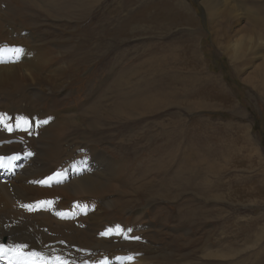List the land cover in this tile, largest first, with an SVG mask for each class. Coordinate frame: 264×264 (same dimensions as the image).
<instances>
[{
	"label": "rangeland",
	"instance_id": "1",
	"mask_svg": "<svg viewBox=\"0 0 264 264\" xmlns=\"http://www.w3.org/2000/svg\"><path fill=\"white\" fill-rule=\"evenodd\" d=\"M208 1L0 0V65L39 58L0 91L31 127L0 140L74 157L68 186L96 160L89 230L140 237L94 264H264V0Z\"/></svg>",
	"mask_w": 264,
	"mask_h": 264
},
{
	"label": "bare ground",
	"instance_id": "2",
	"mask_svg": "<svg viewBox=\"0 0 264 264\" xmlns=\"http://www.w3.org/2000/svg\"><path fill=\"white\" fill-rule=\"evenodd\" d=\"M25 1L31 2V0ZM0 10V14H2L4 12L2 6H0ZM208 13L212 19L223 15L222 11L213 10V7H208ZM5 20L0 15V41L4 38L2 21L5 22ZM31 49L34 56L27 61L18 62L15 66L9 65L11 67L0 65V91H12L14 86L9 85L14 84L12 81L16 78L24 79V75L19 74V71L24 70L27 65H29L32 74L38 72L37 48L35 45H31ZM234 53L238 55L240 50L234 47ZM263 73L264 67H259L258 74ZM15 88L19 90V86ZM25 97L30 98L31 96L25 94ZM15 112V109H0V117H4L5 123L10 124L13 130L17 128L18 117L26 115L20 114L17 117L13 115ZM27 116L30 115L27 114ZM22 126L26 128L25 125ZM61 127H65V125L63 124ZM2 129H7L4 124H0V130ZM13 130L10 132L13 133ZM29 133L28 130L20 132L23 136H29ZM13 139L12 137L8 140H0V155L2 157L0 158L2 159V166H0V244L6 247L25 244L28 246L25 251H40L49 258L60 256L62 259L68 260L69 264H94L98 258L121 250L117 249L122 240L120 235L104 236L102 233L106 231L100 232L98 227L89 230L88 218L97 222L100 219L97 214L86 216L87 196L89 192H93L92 185L100 183L97 177L102 178L104 173L100 171L101 166L96 163V160L90 159L91 169H89L92 170L89 171L90 173L97 175L96 178L88 177L86 182L78 180L73 186H68L67 183L74 173V170H71L74 157L41 153L42 148L45 149L51 142L48 141L45 144L43 139L37 138L24 139L22 141L24 147L20 146L19 153L16 154L10 150V147L15 145ZM29 153L32 155L29 156ZM4 156H6V160L3 159ZM22 156L28 160L20 168V173L13 176L12 170L15 168L17 159ZM58 168L62 173L58 183H61V188H56L57 191L44 188L46 184H42L40 181L54 176L58 172L56 170ZM9 178L10 180H8ZM56 183L52 181L50 186ZM57 192L61 193L58 194L59 197L55 195ZM49 200L54 202L51 207L38 206L39 202ZM25 205H32L35 210L29 211L24 207ZM57 212L67 213V218H61L56 214ZM4 238H8L7 243H3ZM0 264H9L8 258H0Z\"/></svg>",
	"mask_w": 264,
	"mask_h": 264
},
{
	"label": "snow or ice",
	"instance_id": "3",
	"mask_svg": "<svg viewBox=\"0 0 264 264\" xmlns=\"http://www.w3.org/2000/svg\"><path fill=\"white\" fill-rule=\"evenodd\" d=\"M17 53L22 52V49H16ZM41 124H47L48 121L44 120L40 122ZM0 124H4V126L7 128L8 131H12L13 128L10 124L5 123V118L0 117ZM22 125L31 127V123L26 119H21L17 123V127H21ZM29 156L32 155V153L28 154ZM0 166H2V159H0ZM62 176V173L57 172L54 176L49 177L47 180L40 181L42 184L50 185L52 181H55L57 183L60 182V177ZM54 204L53 201H41L39 202L38 206H48L51 207ZM29 211L35 210L32 205H25ZM79 207V205H77ZM58 216H61V218H67V213L63 212H57ZM129 232H131V229H128ZM124 235L123 230L120 228H116L115 230L109 229L106 232L102 233L104 236H111V235ZM125 239H134L139 240L140 237H128L127 235H124ZM27 245L20 244L16 245L14 247H6L3 244H0V258L7 257L9 260V264H69V261L66 259H62L60 256H56L54 258H49L48 256L44 255L40 251H25L27 249ZM128 260H132V257H128Z\"/></svg>",
	"mask_w": 264,
	"mask_h": 264
}]
</instances>
